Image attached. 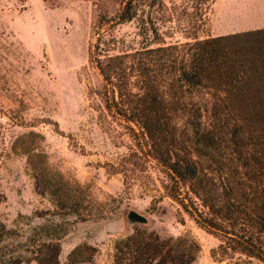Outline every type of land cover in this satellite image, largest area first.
<instances>
[{
    "label": "rangeland",
    "instance_id": "374dc122",
    "mask_svg": "<svg viewBox=\"0 0 264 264\" xmlns=\"http://www.w3.org/2000/svg\"><path fill=\"white\" fill-rule=\"evenodd\" d=\"M97 1L0 0V257L36 264L43 245L60 235L58 264H114L115 242L133 232L127 214L136 211L148 222L132 229L195 240L200 252L192 264H247L221 257L220 240L166 197L155 164L129 185L112 174L132 143L107 115L102 78L88 62ZM104 2L111 12L118 8L114 0ZM168 6L173 20L157 25L167 43L264 28V0H172ZM111 33L125 40L118 51L140 47L139 21ZM30 140L34 153L44 155L52 184L62 187L63 207L36 186L22 148ZM72 204L90 218L61 211Z\"/></svg>",
    "mask_w": 264,
    "mask_h": 264
},
{
    "label": "trees",
    "instance_id": "16d2710c",
    "mask_svg": "<svg viewBox=\"0 0 264 264\" xmlns=\"http://www.w3.org/2000/svg\"><path fill=\"white\" fill-rule=\"evenodd\" d=\"M114 1L113 12L104 0L95 3L96 42L88 53L102 78L107 115L132 143L112 174L129 185L155 164L166 197L220 240L222 258L264 264V28L167 43L157 25L173 20L172 0ZM132 21H139L140 47L118 51L125 40L112 38L111 30ZM107 36L113 47H106ZM31 142L22 148L36 186L63 207L62 187L52 184L44 155L34 153ZM67 206L61 211L90 218L78 205ZM3 239L0 224V244ZM60 239L43 245L46 253L36 264H58ZM199 252L189 237L161 238L134 228L115 242L113 263L192 264ZM0 264L20 261L0 257Z\"/></svg>",
    "mask_w": 264,
    "mask_h": 264
},
{
    "label": "water",
    "instance_id": "95a60500",
    "mask_svg": "<svg viewBox=\"0 0 264 264\" xmlns=\"http://www.w3.org/2000/svg\"><path fill=\"white\" fill-rule=\"evenodd\" d=\"M147 222V218L137 213L136 211H130L127 214V228L129 229V231L133 230V226L146 225Z\"/></svg>",
    "mask_w": 264,
    "mask_h": 264
}]
</instances>
